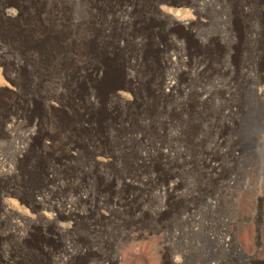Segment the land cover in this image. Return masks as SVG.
<instances>
[{"label": "bare ground", "instance_id": "6f19581e", "mask_svg": "<svg viewBox=\"0 0 264 264\" xmlns=\"http://www.w3.org/2000/svg\"><path fill=\"white\" fill-rule=\"evenodd\" d=\"M115 1L131 3L105 21ZM0 15L33 36L28 46L5 48L17 61L28 57L25 78L10 80L30 107L6 129L12 139L14 130L22 134L0 174V228L15 239L0 249L1 262L121 264L114 246H101L109 232L169 217L196 234L206 228L199 217L236 198L245 96L264 102V0H0ZM191 156L196 168L184 171ZM6 161L0 152V165ZM161 176L162 203L153 206ZM189 176L201 192L183 191ZM50 236L59 246H35ZM208 239L228 248L222 234ZM183 247L180 260L169 246L144 249L171 264L204 254ZM253 261L264 264V253L240 264Z\"/></svg>", "mask_w": 264, "mask_h": 264}, {"label": "rangeland", "instance_id": "374dc122", "mask_svg": "<svg viewBox=\"0 0 264 264\" xmlns=\"http://www.w3.org/2000/svg\"><path fill=\"white\" fill-rule=\"evenodd\" d=\"M117 2H114L116 9H107L104 11L105 13L103 12V19L105 21L118 20L117 13L120 14V9L125 8L131 3V1ZM62 15H64V13ZM1 18L0 35L3 39L0 41V55H2L0 61V152L3 158H7V166H5V164H3V167L0 165V174L4 168H7L10 165L12 166L14 163L13 161L16 159L14 148L16 147V143L19 142V136L22 134L21 129H16L13 131V134L15 133V139L9 138L6 134L7 126L9 127L11 125V121L17 117L18 114L22 115L24 110H26V107H30L29 102H22L25 100L15 87V79L10 80L11 77L17 78L18 76L22 79L25 78L27 73V62H24V60L27 61L26 58L28 57L23 56V60L17 61L14 54L9 53V51L5 53V48L11 47L14 44H16V46L20 44L28 46L33 41L32 35H25L23 32L18 31V29H20L19 27L22 26V23H16L9 26L3 22V19ZM73 63V61L68 62L67 67H74ZM258 80L261 83V86L264 87V71ZM115 85L123 90L128 86L125 77L118 78L115 81ZM43 88L44 93L46 91H50L48 85L43 86ZM189 102L191 107V109L189 108V111L192 112V108L194 106L193 100ZM245 102L247 105L245 117H247L244 118V122L242 123L244 133L242 135L244 141V156H242L241 175L239 178L240 182H238L236 188L234 189V197L236 198L233 197L234 199L225 200L222 203L223 205L221 206V210L218 211V213L220 212L219 214L211 215L208 213L203 217H199L198 219H202L206 228L198 229L199 227H197L195 229L197 230L196 234L190 233V227L186 224L184 225L181 221L169 223V217H165L163 220L155 221H153L154 219H146L144 222L140 223L141 225L138 227H132V229L129 228V232L136 229L134 232L138 231L141 234V238L135 243L132 238L133 234L130 235L129 232L124 233L125 235H122L120 231L109 232V238H106L105 243L101 246H114L115 248L111 250V256L117 255L120 257L121 264H171L170 261L162 255H155L152 257L149 256L148 251L144 249V247L169 246L171 256H173V258L176 257L175 259L179 258L180 260L183 257V246H202L203 255L189 256L184 261L182 260V262L184 264H240L241 260L243 261L244 258L247 259V257H252L254 254H258L259 252L264 253V102L262 103L261 101H258L251 95L245 96ZM40 109L41 108H39V111ZM212 136L213 135L211 134V137ZM9 139L11 141H9ZM189 158L193 162L190 161ZM187 161L192 163L182 162L184 171L186 169L189 170V172H193L197 164L196 157H188ZM9 162L10 165H8ZM188 178L189 179L186 180L187 182L181 181L183 191H186V189L188 190L190 187L188 191L193 189L198 191L199 189L201 192L197 179L192 178L191 176ZM155 183L152 187L156 190L155 192L157 196H155V200L152 199L151 203L153 206L154 204L155 206H159V204L162 203V198L159 195H161V190L164 189V185L166 184L164 176H161V178L159 177ZM183 184L185 186H183ZM187 186L189 187L187 188ZM236 192H240V195L238 194L239 197ZM2 193L4 192L2 191L1 194ZM232 201H235V203H230ZM230 204H234L235 207L231 209L229 207ZM185 214L186 215H182L181 217H193V214L191 213H189V215L187 213ZM224 218L225 223H222ZM231 220L234 223H232ZM84 228V226H81L78 232L80 233L81 231V234L83 233V235L88 236V230L87 228ZM6 233L10 237L6 235ZM218 234L223 235L225 241L224 246H228L227 249H215L213 246L219 245L208 239L209 235L212 236ZM14 241L15 239L12 237L7 228H0V249H4V246H13ZM35 246L59 245L57 240L52 239V236H50L48 238L43 237L37 240L35 242ZM116 246L120 247L117 248ZM124 246L135 247L127 248ZM0 255L2 256V254ZM56 259L59 258L55 257V260ZM199 260L200 262H198ZM36 261L38 263L41 262L40 264L44 263L43 258H36ZM12 262L13 261L9 260L8 263L5 264H12ZM182 262L181 264H183ZM0 264L4 263L0 261ZM250 264H258V261L254 263L251 262Z\"/></svg>", "mask_w": 264, "mask_h": 264}]
</instances>
